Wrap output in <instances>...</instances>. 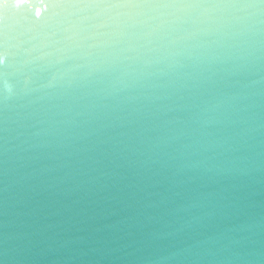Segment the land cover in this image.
Returning a JSON list of instances; mask_svg holds the SVG:
<instances>
[{
  "label": "water",
  "instance_id": "water-1",
  "mask_svg": "<svg viewBox=\"0 0 264 264\" xmlns=\"http://www.w3.org/2000/svg\"><path fill=\"white\" fill-rule=\"evenodd\" d=\"M0 264H264V0H0Z\"/></svg>",
  "mask_w": 264,
  "mask_h": 264
}]
</instances>
